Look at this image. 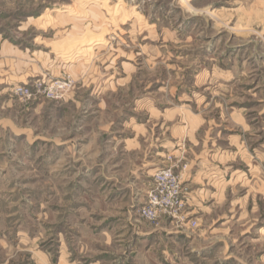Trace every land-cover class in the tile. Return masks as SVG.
I'll return each instance as SVG.
<instances>
[{
    "label": "rangeland",
    "instance_id": "374dc122",
    "mask_svg": "<svg viewBox=\"0 0 264 264\" xmlns=\"http://www.w3.org/2000/svg\"><path fill=\"white\" fill-rule=\"evenodd\" d=\"M0 38L17 49L0 45L1 70L20 56L23 70L37 72L17 85L73 83L60 100L12 94L19 111L43 104L32 117L37 133L75 144L55 145L52 175L44 148L37 161L0 158V264H59L83 237L87 257L101 250L95 206L133 179L124 145L109 141L138 132L146 146L158 136L179 142L161 169L173 167L188 192L183 180L197 153L236 157L219 165L224 184L240 169L227 200L251 204L246 218L220 227L212 250L232 256L229 264H264V0H0ZM135 121L142 131L129 126Z\"/></svg>",
    "mask_w": 264,
    "mask_h": 264
},
{
    "label": "crops",
    "instance_id": "0c3cea01",
    "mask_svg": "<svg viewBox=\"0 0 264 264\" xmlns=\"http://www.w3.org/2000/svg\"><path fill=\"white\" fill-rule=\"evenodd\" d=\"M0 45L12 52L17 50L1 38ZM7 60L8 65L15 68L0 69V158L7 161H37L38 152H42L44 148L41 161L46 163V170L49 163V172L52 175L55 145L67 147L75 144L73 139L55 141L52 134L48 136L47 133H37V126L32 123V117L41 114L43 104L34 103L18 110L19 102L13 96L12 90L17 84L32 81L37 77V72L32 70L33 72L28 73L23 70L22 66L27 60L21 59L20 56ZM23 114H26V117ZM130 125L135 131H142L144 128L143 124L136 121L130 122ZM80 126L79 124L78 127ZM144 137V133L138 132L133 138H111L109 141L116 147L124 145L122 152L133 161V179L128 183L115 185L109 193L110 197L95 206L93 242L100 241L104 247L101 250L96 249L93 256L87 257L92 251L88 249V244H84L88 243L85 237L81 240L79 237L81 246L79 245L76 253L67 248V252L61 254L59 264H213L214 258L220 259L221 256L223 258L217 261V264H229L233 259L229 254L224 256V253L212 250V237L215 234H224L220 227L246 218L247 205L251 204L242 203L240 200L237 203H228L227 200L232 180L236 179L234 175L240 173V169L233 166L231 177L227 178L224 184V172L219 165L224 159L228 163H234L236 157L230 158L226 154L216 153L214 158L212 156L214 161H211L206 154L197 153L191 160L183 180L189 187L187 219L183 223L162 219L159 226H154L138 217L137 209L146 200L151 187L150 180L165 164L166 153H169L167 150L172 147L173 153H177L180 144L176 139L167 142L158 136L146 146L148 140ZM215 157L220 162L217 163ZM2 175H6L5 170H0V177ZM252 204L255 209L256 204ZM226 205L228 212L217 216L211 223V228L201 227L205 216ZM193 220L198 221V227L195 229L191 227ZM262 229L264 228L259 230Z\"/></svg>",
    "mask_w": 264,
    "mask_h": 264
},
{
    "label": "built area",
    "instance_id": "2783aa9c",
    "mask_svg": "<svg viewBox=\"0 0 264 264\" xmlns=\"http://www.w3.org/2000/svg\"><path fill=\"white\" fill-rule=\"evenodd\" d=\"M73 87L69 80H56L14 86L13 94L21 100L34 99L42 92L56 100L65 98ZM154 182L149 189L143 205L137 209L140 218L150 222H158L167 218L183 223L187 219L188 189L184 187L180 176L173 167H165L154 175ZM192 228H197V222H191Z\"/></svg>",
    "mask_w": 264,
    "mask_h": 264
}]
</instances>
